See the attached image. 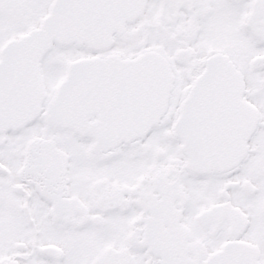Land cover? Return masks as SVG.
I'll return each mask as SVG.
<instances>
[{
	"label": "snow or ice",
	"instance_id": "1",
	"mask_svg": "<svg viewBox=\"0 0 264 264\" xmlns=\"http://www.w3.org/2000/svg\"><path fill=\"white\" fill-rule=\"evenodd\" d=\"M0 264H264V0H0Z\"/></svg>",
	"mask_w": 264,
	"mask_h": 264
}]
</instances>
